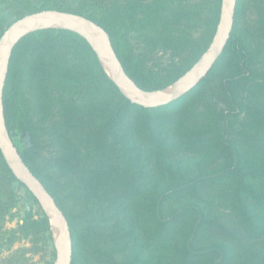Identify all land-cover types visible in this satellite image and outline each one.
<instances>
[{"label":"trees","instance_id":"1","mask_svg":"<svg viewBox=\"0 0 264 264\" xmlns=\"http://www.w3.org/2000/svg\"><path fill=\"white\" fill-rule=\"evenodd\" d=\"M222 8L223 0H0V37L42 9L86 16L140 87L163 92L209 48ZM233 23L207 76L159 107L127 98L74 31L41 28L16 45L5 123L27 140L24 161L68 219L72 264H264V0H238ZM23 187L0 152V227ZM23 198L9 241L31 245L3 262L50 264L51 222L28 190Z\"/></svg>","mask_w":264,"mask_h":264},{"label":"water","instance_id":"2","mask_svg":"<svg viewBox=\"0 0 264 264\" xmlns=\"http://www.w3.org/2000/svg\"><path fill=\"white\" fill-rule=\"evenodd\" d=\"M238 0H223L216 32L196 64L175 81L166 92H152L140 87L126 69L114 49L109 33L94 20L70 11L42 9L12 22L0 37V152L18 182L34 196L51 225L55 227V260L51 264H72L73 238L68 219L43 182L24 161L7 127L4 113V88L14 48L21 39L41 28L69 29L82 36L99 61L112 74L122 93L132 102L159 107L179 99L195 88L222 55L233 31ZM51 23L50 26L43 25Z\"/></svg>","mask_w":264,"mask_h":264},{"label":"rangeland","instance_id":"3","mask_svg":"<svg viewBox=\"0 0 264 264\" xmlns=\"http://www.w3.org/2000/svg\"><path fill=\"white\" fill-rule=\"evenodd\" d=\"M167 90H168V88L165 89L163 92H166ZM10 134H11V137H12L15 145L18 147V149H19V146L21 148L22 145L27 143V140L21 138L20 135H13L12 132H10ZM26 189L23 187V188H20L18 190L19 195L22 198L19 201V204L17 205V207L12 211V213H11L10 217L7 219L6 223L2 227H0V264H4L3 260L10 257L18 249L30 247V245H31L30 242L27 240H24V241L19 240L16 243H14L13 245L9 241L10 237L13 234V231L17 228L18 221L24 215V209L26 208L27 204H26L23 197L25 196V193L27 191ZM34 208H35V211H40L42 214L44 213L39 204L34 205ZM52 230H53V235H54V239H55L56 238V234H55L56 230H55L54 226H52ZM28 256L33 257L31 254H28ZM32 259H33V261H40L41 256L36 255ZM47 259L51 263L54 262V260H55V246L53 248V254L52 255L48 254Z\"/></svg>","mask_w":264,"mask_h":264},{"label":"bare ground","instance_id":"4","mask_svg":"<svg viewBox=\"0 0 264 264\" xmlns=\"http://www.w3.org/2000/svg\"><path fill=\"white\" fill-rule=\"evenodd\" d=\"M50 25H52L51 23H45L44 25H43V27H45V26H50ZM112 73V72H111ZM110 73V74H111ZM112 75V74H111ZM56 234V233H55Z\"/></svg>","mask_w":264,"mask_h":264}]
</instances>
